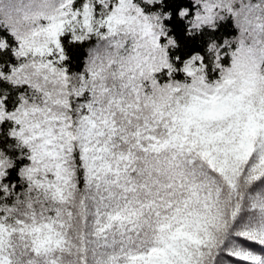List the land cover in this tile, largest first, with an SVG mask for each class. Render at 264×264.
Masks as SVG:
<instances>
[{
	"label": "snow or ice",
	"instance_id": "snow-or-ice-1",
	"mask_svg": "<svg viewBox=\"0 0 264 264\" xmlns=\"http://www.w3.org/2000/svg\"><path fill=\"white\" fill-rule=\"evenodd\" d=\"M196 5L189 35L227 18L237 30L206 87L196 56L180 69L190 83H157L176 71L173 41L134 0H55L10 31L18 63L0 81L23 91L14 111L0 97V123L30 163L23 196L0 201V264H264V0ZM65 33L96 41L74 78Z\"/></svg>",
	"mask_w": 264,
	"mask_h": 264
},
{
	"label": "trees",
	"instance_id": "trees-1",
	"mask_svg": "<svg viewBox=\"0 0 264 264\" xmlns=\"http://www.w3.org/2000/svg\"><path fill=\"white\" fill-rule=\"evenodd\" d=\"M76 2L79 4L81 0H76ZM134 2L138 3L145 15L150 16L158 13L163 17L165 13H170L169 18L162 21L163 27L167 28L168 31L164 36L160 37L159 42L163 45L167 42L169 37L176 41L177 47H169L166 49L169 63L176 68V71L171 77H169L167 69H162L161 72L155 73L154 79H156L159 85L163 86L170 81L176 83H190L191 79L186 77L180 69L183 66V62L196 53H199L203 57V62L207 66V82L212 83L214 80L219 79V70H212L205 49L212 40H215L219 46L223 43L225 38L235 37L237 35V30L233 26L231 18L216 21L215 31L210 30L208 27H202L198 33L193 31L192 34L189 35L190 25L186 24L185 21H190L199 7L193 3V0H162L160 4H153L151 6L144 4L143 0H134ZM181 8L188 9V15L185 16L184 20H180L177 16ZM60 39L62 47L64 48V54L67 57L63 66L68 70L70 75L72 73L82 74L85 61L88 58V49L96 44L95 38L83 43H74L71 41V34L65 33ZM0 40H4L8 45L4 51H0V64L3 65L0 71L7 74L10 72V66H17L18 61L14 57L12 50L18 48V42L10 34L9 29L3 24H0ZM231 50H235L234 45L231 47ZM228 52L229 49L227 47L221 49V55L223 56L221 64L224 67L230 66V56ZM3 90L8 91L7 97L3 100L5 110L14 111L18 106L17 97L23 89L14 91L11 85L7 84L5 81H0V97L4 96ZM86 97L87 94H85V98H77L76 101L84 102V100H87ZM12 126V122L9 121L0 123V152H3L4 155L13 161V166L6 170L7 175L2 183L8 184L9 187L15 185L13 193H18L23 191L26 187V185L22 184L20 181L19 170L27 166L30 161L27 159V149L17 148L15 138L9 136L8 133ZM0 196H3L2 192H0ZM12 199L13 197L9 196L6 198L5 202L10 204Z\"/></svg>",
	"mask_w": 264,
	"mask_h": 264
},
{
	"label": "clouds",
	"instance_id": "clouds-1",
	"mask_svg": "<svg viewBox=\"0 0 264 264\" xmlns=\"http://www.w3.org/2000/svg\"><path fill=\"white\" fill-rule=\"evenodd\" d=\"M25 2L32 4V7L31 8H25V9L21 10L19 13H13L12 16L8 15V11H9V6L10 5L19 6L21 3H25ZM54 2H55V0H0V24H3L5 27H7L9 29V32L11 30H16V31H18L20 33H24L26 31H31L32 28H33V25L38 24V17L40 15H42V14H49V15L54 14V9L52 8V5H53ZM161 2H162V0H143V3L146 4V5H149V6H151L153 4H160ZM193 3L196 5L197 3H199V0H193ZM181 12H184L185 15L182 16ZM187 12H188V9L181 8L178 11V13H177L178 18L180 20H184L185 16L187 15ZM169 16H170V13H165L163 17H161L158 13L156 14L157 19L154 20L153 23L157 25V29H156L157 32L161 31V29L165 33L168 31L167 28L163 27L162 21L164 19H168ZM185 23L189 24L188 21H185ZM190 27H191V25H190ZM202 27H208L210 30L215 31V29H216V21H213L211 24H207V23L202 24L201 26L196 28L195 32L198 33L201 30ZM188 34H189V32H188ZM168 39L173 41V44L170 45L171 48L177 47L176 41L173 38L169 37ZM233 40H234V37L225 38L223 43L220 44L219 46L217 45V42L215 40H212V41H210L208 43V45H207V47L205 49V53L208 56L209 64H211L213 71H215V67L214 66L217 63V61H216L217 54L219 53L220 54V59H223V56L221 55V49L225 48V47H228V44L226 42H231ZM2 41L4 42L5 47H0V51H4L8 47L6 42L4 40H2ZM192 56L203 58L199 53L193 54ZM191 57L188 58V59H191ZM206 67L207 66L205 65V71H204L205 81H201V86L202 87H206L209 84H214L215 81H216V80H214L212 83H208L207 82V80H206ZM0 68H3L2 64H0ZM0 72H2V71H0ZM8 74H10V72L7 73V74L4 73L5 76L8 75ZM76 75H77L76 73H72L70 75V78H74ZM5 82L7 83V81H5ZM14 87H15V85H13V88ZM3 91H4V96L7 97L8 91L7 90H3ZM187 95L188 94L186 92H184V93L181 94L179 99H181V101H183L184 97L187 96ZM73 103H76V99H73ZM190 103L195 105L197 102L190 101ZM73 111L75 112V114L77 116L79 115V113L76 112L75 109ZM16 147L17 148H23V145H19L18 146V142H16ZM0 153L3 154V159L5 161L4 168H5V172H6V175H7V171L6 170L13 166V161L10 160L6 155H4L3 152H0ZM6 175H5V177H6ZM4 178L2 180H0V185L8 186V184L2 183ZM20 181H21L22 184L26 183V181H24L21 176H20ZM14 187H15V185H13L12 187L8 186V188H9L8 193H5L3 196H0V201H5L6 198H8L9 196H12L13 199L21 198L23 196L24 192L26 191V189L24 188L23 191H21V192L13 193V188Z\"/></svg>",
	"mask_w": 264,
	"mask_h": 264
},
{
	"label": "rangeland",
	"instance_id": "rangeland-1",
	"mask_svg": "<svg viewBox=\"0 0 264 264\" xmlns=\"http://www.w3.org/2000/svg\"><path fill=\"white\" fill-rule=\"evenodd\" d=\"M154 75H155V73L153 74V78H154ZM150 89H147L146 88V91H149ZM76 103H87V100H84V102H82V101H76Z\"/></svg>",
	"mask_w": 264,
	"mask_h": 264
}]
</instances>
